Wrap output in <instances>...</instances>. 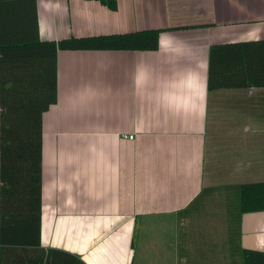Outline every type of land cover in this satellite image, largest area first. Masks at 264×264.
<instances>
[{
  "label": "crops",
  "instance_id": "obj_1",
  "mask_svg": "<svg viewBox=\"0 0 264 264\" xmlns=\"http://www.w3.org/2000/svg\"><path fill=\"white\" fill-rule=\"evenodd\" d=\"M36 4L41 42L162 30L156 51L58 53L57 102L43 115L42 248L86 264L264 253V211L238 221L233 184L216 181L264 176V88L208 90L212 45L264 40V0ZM204 190L216 191L186 213Z\"/></svg>",
  "mask_w": 264,
  "mask_h": 264
},
{
  "label": "trees",
  "instance_id": "obj_2",
  "mask_svg": "<svg viewBox=\"0 0 264 264\" xmlns=\"http://www.w3.org/2000/svg\"><path fill=\"white\" fill-rule=\"evenodd\" d=\"M100 2L117 10V0ZM36 3L0 0V264H86L75 254L41 246L43 115L57 102V56L156 51L162 30L41 42ZM244 88H264V40L212 45L208 90ZM215 191L204 190L185 212ZM224 191L238 221L264 211V181ZM244 264H264V253H244Z\"/></svg>",
  "mask_w": 264,
  "mask_h": 264
},
{
  "label": "rangeland",
  "instance_id": "obj_3",
  "mask_svg": "<svg viewBox=\"0 0 264 264\" xmlns=\"http://www.w3.org/2000/svg\"><path fill=\"white\" fill-rule=\"evenodd\" d=\"M264 181V176H244V175H228L217 176V182H227L232 184L251 183L253 181Z\"/></svg>",
  "mask_w": 264,
  "mask_h": 264
},
{
  "label": "built area",
  "instance_id": "obj_4",
  "mask_svg": "<svg viewBox=\"0 0 264 264\" xmlns=\"http://www.w3.org/2000/svg\"><path fill=\"white\" fill-rule=\"evenodd\" d=\"M128 138L133 139L134 137L132 135L128 136Z\"/></svg>",
  "mask_w": 264,
  "mask_h": 264
}]
</instances>
